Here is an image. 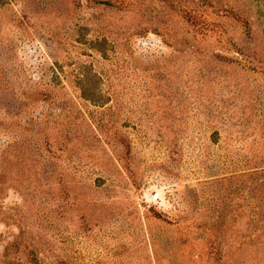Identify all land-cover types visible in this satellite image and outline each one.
I'll return each mask as SVG.
<instances>
[{
  "label": "rangeland",
  "instance_id": "1",
  "mask_svg": "<svg viewBox=\"0 0 264 264\" xmlns=\"http://www.w3.org/2000/svg\"><path fill=\"white\" fill-rule=\"evenodd\" d=\"M0 264H264V0H0Z\"/></svg>",
  "mask_w": 264,
  "mask_h": 264
}]
</instances>
